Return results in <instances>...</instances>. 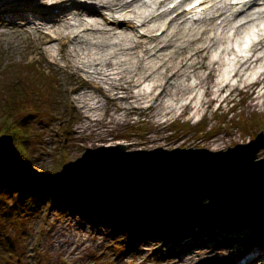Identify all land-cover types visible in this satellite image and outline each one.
<instances>
[{
	"label": "bare ground",
	"instance_id": "1",
	"mask_svg": "<svg viewBox=\"0 0 264 264\" xmlns=\"http://www.w3.org/2000/svg\"><path fill=\"white\" fill-rule=\"evenodd\" d=\"M233 1L198 0L189 11L195 1L159 13L161 1L158 10L146 0H0V41L26 40L31 54L60 58L74 69L83 85L71 90L72 102L92 122L108 114L117 119L128 106L154 109L153 118L160 119L189 108L193 118L211 102L213 87L220 85L221 93L264 76V0ZM257 99L263 107L264 93ZM108 101L115 113L106 108ZM70 217L69 223L76 221ZM66 225L50 235L61 250L74 236H66ZM263 262L259 247L242 264Z\"/></svg>",
	"mask_w": 264,
	"mask_h": 264
},
{
	"label": "rangeland",
	"instance_id": "2",
	"mask_svg": "<svg viewBox=\"0 0 264 264\" xmlns=\"http://www.w3.org/2000/svg\"><path fill=\"white\" fill-rule=\"evenodd\" d=\"M31 49V43L26 40L0 41V87L9 81L20 83L23 73L30 71V80L33 81L28 82L27 87L29 105L39 106L34 117L36 124L30 152L37 172L48 178L61 172L65 164L81 158L88 149L124 145L130 152L191 148L216 152L246 144L264 132L250 127L243 129L230 122L221 123L223 114L234 122L237 118L240 122H247L252 115H264V106L257 104L261 102L257 97L264 93V76L255 83L249 81L246 86L230 85L221 93L220 85L213 87L207 99L211 102L193 118H190L189 108L180 116L160 119L153 118L154 109L128 106L126 111L120 112L122 117L111 120L108 114L101 122H92L72 102L75 93L71 90L83 85L74 69H66V63L60 58L52 62L38 53L31 54ZM42 75L49 78L45 84L39 82ZM217 81L218 77L213 76L212 85ZM8 85L11 87L10 83ZM37 88L44 96H39ZM7 93V89H0V115ZM216 95L221 97L216 98ZM106 108L111 113L117 110L110 101ZM32 112L28 106L24 114ZM181 124L193 129L203 125L201 128L206 129L198 135L193 131L178 133L173 130ZM260 158H264V150ZM54 197V193L46 196L30 214L29 209L16 208L12 201L4 210L1 204L5 196L0 194V230H7L0 236L4 246L0 248V264H3L2 260L7 264H242L253 251L259 247L264 249V243L248 249L243 245H227L223 236L205 231L196 233L198 230L190 236L171 233L151 236L145 233V237L136 243V240H127L124 228L109 217L91 210L80 213L65 203L55 204ZM5 213L12 216L8 221L1 217ZM82 213L87 216L83 218ZM71 215L76 218L73 223H69ZM64 222L69 224V229L67 225L62 229L66 236L70 232L74 236L67 243L68 248L61 250L55 247L50 235ZM95 232L100 235L96 236ZM8 242L11 248H5Z\"/></svg>",
	"mask_w": 264,
	"mask_h": 264
},
{
	"label": "water",
	"instance_id": "3",
	"mask_svg": "<svg viewBox=\"0 0 264 264\" xmlns=\"http://www.w3.org/2000/svg\"><path fill=\"white\" fill-rule=\"evenodd\" d=\"M263 150L264 132L216 152L88 149L53 180L72 203L140 235L206 229L246 239L264 234ZM0 156L17 159L12 136L0 137Z\"/></svg>",
	"mask_w": 264,
	"mask_h": 264
},
{
	"label": "trees",
	"instance_id": "4",
	"mask_svg": "<svg viewBox=\"0 0 264 264\" xmlns=\"http://www.w3.org/2000/svg\"><path fill=\"white\" fill-rule=\"evenodd\" d=\"M30 71H25L22 75L23 79L20 80V83H15L14 81H9V83H4L3 87L0 89H7V98L5 103L1 105V117H0V137L3 135L12 136L14 138V144L17 150V159L14 158H5L0 159V194L4 195L3 204L1 207L5 210L9 207L10 202L12 201L15 204L16 208L29 209V213H33L43 199L51 193L55 194V204H68L70 207L75 208L78 212H85L86 209L79 207L78 205L72 203L66 195L60 190L59 185L52 178L43 176L37 172L33 165V156L30 152L31 142L33 139V128L36 124L35 114L39 111V106L37 104L32 107L29 105L30 95L27 91L28 82L30 80ZM35 73H39L35 71ZM47 73V71H46ZM43 76V75H42ZM47 76H43L39 82L45 84V81H48ZM24 83V84H23ZM33 85V84H32ZM9 87V88H8ZM33 90H36L33 85ZM37 93L39 96H44L42 90L37 88ZM29 97V98H28ZM32 109V113L25 115V108L28 107ZM234 110V109H233ZM223 119L222 124L231 123L241 125L243 129H263L264 130V115L257 116L252 115L247 122H240V119L237 118L234 122V119H228L226 114L221 116ZM203 126V125H202ZM201 126V127H202ZM190 126H184L183 124L178 125L174 131L178 133H188L193 131L196 135L199 132L203 133L205 128H198V125L193 128ZM235 127V126H233ZM239 127V126H238ZM249 128V129H250ZM200 129H202L200 131ZM255 136V135H254ZM256 137V136H255ZM14 200V201H13ZM24 202L22 205L21 202ZM17 205V206H16ZM5 220H9L12 216L5 213L1 215ZM121 228L125 230V238L127 240H138L142 239L143 235L137 234L132 230H129L119 224ZM7 230H0V236L4 235ZM202 231L209 232L206 229L198 230L196 233ZM7 233V232H6ZM210 234H214L209 232ZM160 233L152 234L151 236L157 235ZM172 234V233H171ZM226 240V244L231 245H243L245 249H248L254 245L262 246L264 243V234L253 236L250 238H227L223 237ZM127 241H125L126 243ZM8 247L11 248L12 245L8 242ZM4 248L3 243L0 239V248ZM10 253L13 255L12 251ZM10 256V255H9ZM11 259V258H10ZM6 260H2L3 264H7Z\"/></svg>",
	"mask_w": 264,
	"mask_h": 264
},
{
	"label": "snow or ice",
	"instance_id": "5",
	"mask_svg": "<svg viewBox=\"0 0 264 264\" xmlns=\"http://www.w3.org/2000/svg\"><path fill=\"white\" fill-rule=\"evenodd\" d=\"M245 46H246V47L250 46V41H249V43H248V44H246Z\"/></svg>",
	"mask_w": 264,
	"mask_h": 264
}]
</instances>
